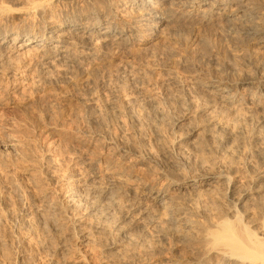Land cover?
Listing matches in <instances>:
<instances>
[{
    "label": "bare ground",
    "instance_id": "bare-ground-1",
    "mask_svg": "<svg viewBox=\"0 0 264 264\" xmlns=\"http://www.w3.org/2000/svg\"><path fill=\"white\" fill-rule=\"evenodd\" d=\"M209 29L225 56L149 50ZM84 75L102 155L0 139V264H264V0H0V86Z\"/></svg>",
    "mask_w": 264,
    "mask_h": 264
},
{
    "label": "rangeland",
    "instance_id": "rangeland-1",
    "mask_svg": "<svg viewBox=\"0 0 264 264\" xmlns=\"http://www.w3.org/2000/svg\"><path fill=\"white\" fill-rule=\"evenodd\" d=\"M211 31L212 30H210V29L208 31L206 30V33H208L207 35H209L208 38L211 39V41L209 42V44L210 43L212 44V45L210 44V46H208L209 49L208 48L206 49L205 47H203V49L199 50L200 48H202V47H199V46H201V45L198 44L200 42L198 41L197 38H195V36H193L194 34H190V33L187 32V34H189L190 38L187 36L186 33L185 34L182 33L181 36L178 37V40H176V38L175 39H172V38L170 39V38L166 37L165 35L163 36L162 33L161 34L159 33V34H157L158 36L156 35L157 37L150 38L151 43H153V45L152 44H149V50L152 49L151 46H154L159 51H161L162 49L164 50V52L170 51L169 53H167V54H169V57L166 56V58H169V59L168 60L165 59L166 63L163 60L165 58V56L162 57V59H161V62L163 60L162 63L165 66H167L166 67L167 70L168 69L169 70L174 69L175 66H176L175 65L176 64L175 63L176 61L180 60V58L185 57V55L189 56L191 53L193 54L192 56L195 57L197 55H202V52L201 51H205V52H206V50H210L211 52L214 51L212 53L210 51H208V53L203 52L205 54H203L202 56H203V58H206L210 54H214V53H216L217 56H218V53H221L223 51L221 53V55L223 56V54L225 53V51H224L225 48H227L228 46H230V44L229 43H226L227 44V47H225L226 44L221 43L217 38H216L217 40L214 39L216 36ZM183 35H186V36L184 37ZM207 35H205L206 36L205 39H207V41H208L210 39L207 38ZM182 36L185 39H183ZM179 39H180V41H179ZM173 40H176V41H173ZM221 45L224 46L225 48L222 47ZM202 46H204V45L202 44ZM135 47L136 48H134V49H137V48H141L142 49L143 45H141V46L140 45H137ZM210 47L212 49H210ZM155 48H153V49L155 51H158ZM228 48H230V47H228ZM153 49L150 50V51H154ZM170 53H171V55H170ZM187 53H189V54H187ZM118 54H120V53H117V54H115V56L113 55L112 57L108 58V60L104 61L103 64H105V66H106V62H108L107 63L108 65L106 66L108 68L109 66L110 67L112 66L111 64H117V63H119V61L122 62L123 60H125L124 59L125 57L123 56L124 54L123 55L120 54V56ZM179 54H181V55H179ZM206 54H209V55H206ZM216 54H214V55H216ZM179 56H180V58H179ZM224 56H225V54H224ZM120 58H122L121 59L122 61L120 60ZM152 58L153 57L149 58V60L152 59ZM110 59H111V61H110ZM154 60L157 61V59H152L150 62L153 63ZM109 61H110V63H109ZM95 65L98 66V64H95ZM96 66L94 68H96ZM99 66H100V64H99ZM98 68H102V65H101V67H98ZM84 76H81V77L80 76H76L77 79L74 77L75 80L72 79V82H70L69 84L58 83V84L53 85V86H51V85H42V86H46V87H44V88L42 87L43 88L42 90L39 89V92L38 91L37 92L36 91L34 92V89L32 90V88L29 87V83L30 82L29 83H26L25 81H22L23 82L22 83L20 80H19L20 82L19 81H15V82L12 81V82L15 83L13 85L12 82H7L6 79H3V83H1L2 85L0 86V139L2 137L3 138L4 137H8V134H9V137L10 136H12V137L14 136V137L21 138V139H23V138L25 139V137H26L25 142L27 140L28 141L30 140L27 143H29V144L31 143L32 146H33V144H35L33 146V149L34 150L36 149V152L37 153H40V151L42 152L43 151L42 149L45 150L46 149L45 147H47V144L48 143H49L48 144V147H53V145L55 144L54 146L60 145V146H62V148L65 147V145H63L65 143L66 144V147L65 148L67 149L66 151H70V150L72 151L73 150V152H74V151H79V150H81V151L82 150L83 151L85 150L84 152L89 153V154H91L92 151H94L95 153L97 151V155L100 156V154L102 153L101 149H99L100 147L96 146V149H95V146L93 148L92 144H90V146H89V144L85 143L83 140H80L79 141V139H77V138H74V140H73L74 135L76 137L77 134H78V131L76 132V130H79L82 126H83L82 128L86 127L87 120L89 119V117L91 115L93 116V114H94L93 111L92 112L91 111L89 112L91 114L90 115L87 112L88 110L87 111L84 110L85 108H84L83 104H81V105L79 104L80 101H78L79 100L78 99V96L84 94V92H85L84 89L88 90V89H91L90 87L92 85H93L92 88H95V86L97 87L99 85L98 87L100 89L98 87L95 88L96 90L95 89H92V93H93V95L95 94L96 97H100L99 95H101V93H106L107 92L106 89L108 88V86H110L108 89H113V87L115 85H114V82L113 81H112L113 83L110 82L111 83L110 84L109 81H111V80L109 79L108 82H107V87L104 88V87H101L102 85L100 86V83L99 82L93 83L91 81V78L88 79V76H87V78H86V76L85 77ZM89 77H90V75H89ZM98 78H96V81H97V79H98V81L101 80V77L100 76ZM81 79H82V81H81ZM83 79H84V81H83ZM90 81L92 83H90ZM81 82H83V83H81ZM84 83H87V84L84 85ZM80 84H81V86H82L83 89L81 88ZM88 84H89L90 87L87 86ZM26 85H28V86H26ZM78 87H80L79 88V91L82 90L83 92L81 91L80 92L81 94L78 93V95H77V91H78L77 89H78ZM101 88L102 89H105V90L102 91ZM93 91H95V92H93ZM98 91L100 93H98ZM97 93H98V95H97ZM161 106H163V108L165 109V111L167 110V107L163 103L161 104ZM79 107H81V108H79ZM82 109L84 111H82ZM81 111H82V113L85 112L86 115L87 116L89 115V116L88 117L87 116L84 117L85 115L83 116L82 113H81ZM82 116H83V120H82ZM83 124H85V125H83ZM5 128H7V129H5ZM67 129H69L68 130L69 131L68 133L66 131ZM71 129L73 131H75V132H73ZM59 131H61V133ZM65 133H66L67 136L65 135ZM144 133H146V132H144ZM62 136H64V137L62 138ZM69 139H71V141ZM31 140H32V142H31ZM58 140H59V142H58ZM56 143H58V144H56ZM68 143H69V145H68ZM72 143H74V144H72ZM75 143H77L78 147L80 146L79 148H81V149H79ZM70 144H71V146H70ZM73 145H75V146L73 147ZM67 146H69L70 149ZM0 147H1V145H0ZM76 147H77V149H76ZM65 148H63V149H65ZM0 150H2V148H0ZM89 150H91V151H89ZM100 151H101V153H100ZM5 153L6 154L7 153L9 154L10 152H5ZM5 153L3 154V156L5 158H7L6 160H8V159L10 160V158H12L11 157L12 154L7 155L8 156L7 157L5 155ZM92 154H94V153L92 152ZM94 155H96V154H94ZM4 157H2V158L5 159ZM137 174L140 175V176L142 175V174H140L139 171H138ZM141 177H143V176H141ZM3 232H4V230L2 231V233H0V236L1 237L3 236L1 234H4ZM5 233L7 234L8 232H5ZM43 239L44 240L48 239L46 241H52V240H49V238H47V237H44ZM21 241H22V239H21ZM53 241H54L55 244H52V248L56 245V241L55 240H53ZM29 248L30 247L28 246L27 247V250H25V252L26 251L27 252H30L32 250V248H30L31 250ZM34 250L35 249H33V251ZM33 251L30 252L31 254L33 253L32 255L31 254L29 255V253L26 252V254H28V255H26V258L27 259L28 258L31 259V257H33V259H31L32 260V263H29V262H31L30 259H28V260L25 259V260H27L26 263L27 264H33L34 262H36L34 264H44V259H43L44 258V255L42 256V253H40V252H39L40 254L37 253L38 251H36V250L34 252ZM35 252L37 253V255H36ZM13 255H12V257L15 258V254L14 253H13ZM38 257H39V259H38ZM36 259H37V261H35ZM91 260L93 261V264H96V260L95 261L93 259H91ZM26 263H25V261H23V264H26ZM97 264H99V263H97Z\"/></svg>",
    "mask_w": 264,
    "mask_h": 264
}]
</instances>
